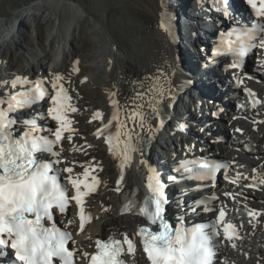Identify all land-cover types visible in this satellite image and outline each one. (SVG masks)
I'll return each mask as SVG.
<instances>
[{"label": "snow or ice", "instance_id": "1", "mask_svg": "<svg viewBox=\"0 0 264 264\" xmlns=\"http://www.w3.org/2000/svg\"><path fill=\"white\" fill-rule=\"evenodd\" d=\"M247 4L251 6L256 17L264 18V0H247ZM160 26L164 28L163 23ZM262 34H264V26L260 27L258 32L243 31L238 34L236 46L238 55L246 57L257 47L264 49ZM257 35H261L258 44L255 42ZM215 54H221L219 49ZM233 67H240V65L233 64ZM165 75L162 73L153 79L160 80ZM62 79V76L56 75L51 83L54 94L50 95L52 106L48 109V115L57 125L51 130L54 138H49L47 135L34 136L35 126L23 131L19 138H16L12 126L17 123V119L9 117V113L15 110L14 105L9 102L7 109L0 108V246L11 247L15 252V259L20 264H125L124 246H127L128 254L133 255L137 247L127 234H124L122 239L110 237L106 242L97 239L95 252L90 254L88 251H83L81 260L77 261L76 257L82 250L69 247L70 241L73 245L75 243L72 234L62 231L55 225L45 226L46 221L53 220L57 210L60 214H66L74 201L79 214V228L83 231L87 219L83 207L85 198L95 193L101 183L96 176H91L89 179V168H85L83 179H81L79 175L74 176L72 167H65L63 171L68 174V184L73 190L69 192L68 188L59 181L60 169L54 168V165L61 163L57 146L64 138V134L71 132L72 121L68 117V112L77 111L70 103L71 96L68 90L60 83ZM18 83H29V81L12 80L11 87L16 88ZM245 91L249 96L255 97L250 89ZM32 93L35 94V100H42L47 95L41 83L37 81L31 93L20 92L18 94L20 99L17 96H12L11 99L16 101L18 106L25 103L31 104ZM165 95L164 87L154 86L147 92L137 93L141 101H144L145 96L148 97L146 105L145 103L134 105L132 109L125 112L123 119L120 118V109L116 100L111 101L115 111L107 123H103L101 112L97 111L93 116L94 120H101V127L95 133L96 137H104V142L111 154L117 155L116 149L120 150L121 171L115 189L117 192L121 191L124 169L132 166L133 154L142 152L141 133L145 130V126L148 131H151L153 124L149 123V120L160 117V105ZM257 102L253 100L254 104ZM4 103L5 101L0 99V105ZM145 106L150 109V113H145ZM24 122L28 123L27 120ZM114 122L115 133L113 134L110 130ZM160 125H163L162 119ZM236 131L242 132V129H236ZM68 139H71L70 134ZM188 164L195 166L198 170L196 179H204L219 170L228 168L226 163L210 165L195 159L188 161ZM92 170L95 171V169ZM187 170L192 172L193 168ZM53 172L57 174H50ZM253 172H256V169H253ZM225 179H229L226 174ZM240 179L241 175L238 173L237 177L230 182L238 184ZM243 179L255 181L256 177H243ZM147 181V189L151 196L144 201L145 206L141 212L151 224L155 225L159 221L157 230L141 227L138 232L143 254L149 264H219L217 259L221 238L219 225H223V240L230 243L233 248L237 247L236 241L240 239L237 225L225 222L224 207L218 210L214 223H202L191 234L182 228H176L173 232L163 219L165 198L162 184L154 174L148 175ZM260 183L264 184V179L260 180ZM245 186L254 187L255 185ZM225 195L233 194L226 192ZM149 204L152 205L151 209ZM130 208L131 205H125V210ZM259 214L255 209L249 211V217L253 219ZM71 223L72 221L69 220L68 224Z\"/></svg>", "mask_w": 264, "mask_h": 264}, {"label": "bare ground", "instance_id": "2", "mask_svg": "<svg viewBox=\"0 0 264 264\" xmlns=\"http://www.w3.org/2000/svg\"><path fill=\"white\" fill-rule=\"evenodd\" d=\"M177 1H181L182 5H178L176 2L171 3L178 15L177 26L175 29L177 44L185 65L189 66L192 63L191 66H193L194 60L189 58V53L191 51L188 45L191 42L186 43L185 39L187 33L190 35L192 30L200 28L196 16L192 19H188L190 13H192L198 5L194 4L195 6L187 7V0ZM161 3V0H9L7 7L4 2H2L0 3V62H3L7 58L6 52L2 50L5 44H9V42L6 43V38L10 37L9 35L16 28H18L17 33H19L20 23L18 21L22 17V14L27 13L34 19H37V13L42 12V16L47 20L50 27L52 36L50 47L53 43L56 44L55 47L52 46V50L56 57L53 68L55 70L67 68V64L74 61V55L79 51L76 47L69 49L72 28L70 25L77 23L82 16L81 13L84 12L94 18L93 20L95 21L101 35H98V40L101 41V45L96 51L97 54L101 52V55L98 57L93 55L91 57L90 62L92 63L93 73L91 76L87 75L88 80L85 83L91 86L98 83L101 90L105 92V95H103L108 99V104L107 106L105 105V109H102L103 117L104 114H106L107 117L104 118H106L107 121L111 119L112 111L115 110L111 101L116 100L120 109V117L123 119L125 112L132 109L134 105L141 103H145L146 105L148 97L145 96L144 101H141L137 97V93L142 91L147 92L148 89L153 88L154 86H162L165 89L166 95L160 105V109H162L167 97L171 95L173 98H177L180 76L178 73L179 60L176 57V48L174 45L170 44L167 35L160 26ZM184 18H186L185 21L188 20L187 24L184 22ZM213 22H215V20H213L212 23ZM210 23L211 22H209V24ZM101 25L102 27H100ZM210 31L211 30L208 32ZM71 41H74V37H72ZM195 41L196 40H194V42ZM36 56L40 57L38 54ZM196 58L197 57H195V59ZM60 60H62L61 64L58 63ZM209 70L211 71V69ZM45 71L47 74L49 73L48 70ZM162 73L166 74L162 79H153L154 77L160 76ZM212 73L213 72L207 73L202 81L215 79V77L211 76ZM223 74L225 73L222 71V74L219 76ZM240 76H244V74L241 73ZM236 77L239 83L245 81L243 77L237 75ZM225 85L227 87L226 91H229L228 88L231 89L230 87L237 86L235 81H232L230 86L229 84ZM180 99L181 96L178 97L179 101ZM100 108L102 107L100 106L97 109ZM144 111L145 113H150V109L147 108V106H145ZM238 111L241 110L239 109ZM176 112H178V106L170 112L171 115L166 119L161 130L158 129L161 118L149 120V123L153 124V121L157 119V124H153V129L151 131H148L147 126H145V130L141 133L142 137L147 136L151 138L153 142H156L161 136H163L166 137L167 144L171 146L172 144L169 140L172 136H168L171 132L170 130L168 131V129L169 127H174L173 116ZM19 113H21V110ZM244 113L245 115L250 114L249 112ZM236 114L238 115L239 113L237 112ZM260 119L263 120L264 116ZM256 120H258V118H254V121ZM206 121L208 122L207 126H213V130L217 128L210 119L205 118V122ZM257 125L260 126L258 131L254 132L256 136L251 138V140L257 145L262 146L264 144L260 143L264 140V134L258 140L256 137L257 134H262L260 129L263 128L264 122L261 124L258 123ZM240 126L241 125H239L238 128H240ZM255 126L256 125H252V128L255 129ZM137 131H139L138 128ZM246 137L248 139V136ZM227 138L238 149L247 150V146L249 149L248 151L255 150L252 146L241 144L238 140L230 136ZM237 138H239L238 135ZM95 139L96 135H94V138H89V140L93 141H95ZM84 148L85 147L77 150L85 152ZM69 149L70 148H67L66 152H68ZM98 149H95L94 152L99 153ZM218 149L219 153L224 155L223 151L225 150V147L219 145ZM215 150V148L211 147V151ZM86 151L90 152L91 150L87 149ZM100 151L105 157L109 156L105 147L102 146ZM257 151L262 152V149H257ZM66 155L69 154L66 153ZM70 155H75V153H70ZM86 161L91 162V160ZM230 161L232 163L233 174L248 170L249 172H253V169L256 167L257 176L255 177L264 179V163H261V165L253 163L245 164L240 157L239 159H232ZM107 162L108 166H105V169L102 171L103 184L101 190L91 201L96 205L95 207L90 205V208L95 210L94 224L88 227L84 233L76 237L79 245H81L80 249L82 251L94 250V244L93 242H90V240H92L93 235L96 233L119 234L123 232L130 235L131 232H136L138 225H140L139 218H137L136 215H133L132 208L127 210L124 215H121L120 203L127 201L130 205L132 204L135 206L137 204H144V201L148 199L143 187L145 182L146 165L143 162L141 163L140 159L136 156V153L133 154L132 166H130L128 174L120 185V192L115 190L117 187V180L119 179L117 162L112 156L107 159ZM95 164V162L86 164L85 167L93 166ZM253 176L254 175H248L247 177ZM241 181L247 182V184L254 182L252 179L245 180L243 178ZM260 185L264 188V184L260 183ZM220 188L222 190H229V192H237L234 187L227 186L224 183H220ZM222 190L221 192H223ZM255 196L259 198L261 197L259 193H256ZM248 203L249 204H240L239 208L247 212L255 209L253 203ZM258 206L259 207L255 210L260 211L261 204H258ZM252 219L253 218H247V220L250 221ZM69 220L73 222L72 218ZM256 221H258V218ZM127 222L128 225L126 224ZM259 246H264L260 240L257 241L256 238H248L244 239L239 244L238 251L244 253V255L253 254L260 259H264V248L255 250ZM223 257L227 260L230 257L235 256L232 251L228 250ZM133 261H138L137 264H144L143 257L140 255H137ZM261 264H263V262Z\"/></svg>", "mask_w": 264, "mask_h": 264}, {"label": "rangeland", "instance_id": "3", "mask_svg": "<svg viewBox=\"0 0 264 264\" xmlns=\"http://www.w3.org/2000/svg\"><path fill=\"white\" fill-rule=\"evenodd\" d=\"M2 2H4L5 6H7L9 0H0V3H2ZM42 14H43L42 12H38L37 13V15H38L37 19H34L33 17H31L30 14H27V13L22 14V17L18 21L20 23L19 33H17L18 28L14 29L12 31V33L9 35L10 37L6 38V43L9 42V44H5L2 48V50H4L7 54V58H6V60L3 61L4 62L3 65H9L10 67L14 68V70H16L18 72H23L26 74H32V73L34 74V73H38L40 70H42V67L49 68L55 64L56 57H55V54H54L52 49H53V47L56 46V44L53 43V45H52L53 47L52 46L50 47V41L52 39L50 27H49L47 20L42 16ZM81 15H82L81 18L79 19V21L77 23L70 25V26H72V28H71V37H70L69 49L76 47L79 50L78 53L76 55H74V57L77 58L79 61H83V64H81L83 71L78 76H70L68 78L69 79L68 81H70L69 88L73 94L74 99L83 108L82 111L86 110L87 108H91V107H94L97 109L100 106L102 107V108H100L102 111V109H105V107L107 106L108 99L104 97L105 92L101 90L98 83L93 85V86H91L89 84L87 85V83L86 84L80 83L81 76L83 74L87 77V75L91 76L93 73L92 63L90 62L91 57L93 55H95V57H98L101 55V52L98 54L96 52L98 50L99 46L101 45L100 44L101 41L98 40L99 39L98 35H100V31L98 30V27L96 26V23L93 20L94 18L92 16L84 13V12H82ZM100 27H102V25ZM72 37H74L73 42L71 41ZM188 46H189V48H191V43H189ZM190 51H191V49H190ZM37 54L40 57H37L36 56ZM61 62H62V60H60L58 63L61 64ZM68 65L69 64H67L66 67H68ZM63 69H66V68H63ZM2 70L6 71L5 67H2ZM205 78H207V77H205ZM228 90H230V89L228 88ZM181 99H183V98L181 97ZM105 117H107V116H105ZM207 119H210V118H207ZM82 120H83V122L80 123L79 128L85 129V128H87V121H90V120H89V118H85ZM239 125L240 124H238V123L236 124V126H239ZM241 126L243 127V125H241ZM236 129L237 128H235V130ZM91 130L92 129H89L87 132H83V133L77 134V135H83L80 137H83V138L87 137L88 138L90 135H92L90 133ZM263 130H264V126L262 128V132H264ZM168 131H169V129H168ZM231 131H232V129H231ZM229 136L238 140V142L240 140V138H237V135L232 136L229 134ZM248 136H250V138H252L251 133L250 134L248 133ZM245 138L247 139L246 136H245ZM259 138H260V136H259ZM164 140H167L166 137L161 136L156 142L155 141L154 142L157 144V143L163 142ZM95 143L96 144L92 145V146L98 147L99 142H95ZM248 143L250 146H252L250 141H246L244 144L248 145ZM260 144H264V140ZM258 146H260L262 149L263 145L262 146L258 145ZM68 148H70L69 151L67 152L69 154L70 150L72 151V149L70 146ZM252 148L256 149V147H254V146H252ZM263 148H264V146H263ZM100 150H101V148L98 149L99 153L96 152V154L93 155L91 158H98V159L102 158L101 160H103V158H104L103 161H106L105 166H108L107 159L109 158V156L105 157V155H103ZM75 151H77L76 148L74 149V152ZM242 151H244V150H242ZM246 151H247L248 155H250L254 152V151H248V150H246ZM263 151H264V149H262V152H258L257 150L255 152L260 153V154H264ZM156 153L162 154L163 151H161V149H158V152H156ZM240 155H242V154L240 153ZM228 156H232L234 158L237 155L231 154ZM242 156H244V155H242ZM65 157H67V160L70 161L68 155H65ZM254 157H260V156H250L246 160V162L253 161ZM105 158H107V159H105ZM77 159L79 160L78 161L79 163H81L82 160H84V161L87 160V159H79V158H77ZM240 159H242V158H240ZM260 160L264 161V158H262ZM242 161H244V160L242 159ZM254 161L258 162V160H254ZM257 164L261 165V163H257ZM247 173L249 175L257 176L256 173L254 174L253 172H249V170ZM256 198L259 201H261L259 203V204H261V209H260V211H261L262 209H264V196L261 195L260 198L259 197H256ZM260 211H258V212H260ZM263 217H264V213H263ZM133 222H132V224H133ZM126 224L128 225V222ZM250 238H256L257 239V237H250ZM248 255H253V254H248ZM263 264H264V262H263Z\"/></svg>", "mask_w": 264, "mask_h": 264}, {"label": "water", "instance_id": "4", "mask_svg": "<svg viewBox=\"0 0 264 264\" xmlns=\"http://www.w3.org/2000/svg\"><path fill=\"white\" fill-rule=\"evenodd\" d=\"M161 2H162V3H161V10H160V15H161V18H160V19H161V23L164 24V28H162V30H163V31L165 32V34L167 35L170 44H171V45H174V44L172 43V40H171V38H170V36H169L168 31L165 30V29H167V27H166V20H165V13H166V12H169V13H170V11H169V9L167 8L166 4H164V0H161ZM176 57H177L178 60H179V54H178L177 50H176ZM178 69H180V66L178 67Z\"/></svg>", "mask_w": 264, "mask_h": 264}]
</instances>
